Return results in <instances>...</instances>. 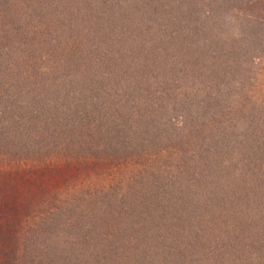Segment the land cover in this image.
<instances>
[{
  "label": "rangeland",
  "instance_id": "374dc122",
  "mask_svg": "<svg viewBox=\"0 0 264 264\" xmlns=\"http://www.w3.org/2000/svg\"><path fill=\"white\" fill-rule=\"evenodd\" d=\"M73 4L72 0H0V188L10 187L17 181L16 174L25 170L33 174L26 177L33 179L34 167L44 170L40 173L53 174L54 166L49 172L45 168L56 162V155L79 161L95 155L93 162L106 156L108 169L83 168L71 182L54 183L49 175L47 189L40 190L50 192L37 205L32 196L29 214L7 213L0 219V237H59L61 247L77 240L91 250L102 246L99 236L104 229L90 222L85 207L105 193L114 195L115 202H128L129 187L122 183L120 169L122 161L132 157L134 139L110 141L108 136L97 134L100 140L95 135L87 142L71 143L64 154H56L58 145L54 143L64 137L67 141V137L62 130L57 135L65 123L63 114L54 120L55 96L69 91L73 84L77 91L69 93L84 94L80 99L85 107H96L92 93L78 91V78L64 77L62 51L67 44L57 34L64 33ZM96 13L100 16L99 21L95 20L98 24H103L102 20L111 13V19L123 29L118 25L117 30L114 28L115 43L106 41L96 30L83 33L85 41L95 39L103 48L102 54L119 49L124 60L131 58L138 63L127 68L128 88L122 85L126 80L113 83V87H123L119 92L123 95L135 94L142 87L146 89L144 96L159 98L160 106L149 105L150 116L159 110L160 121L164 122L149 135L150 151L156 150V145L167 149L171 145L198 144V138L207 145L210 141L223 142L227 136L242 139L249 134L264 140V0H108L105 8H97ZM58 41L62 46L57 49L54 45ZM138 80L144 84H135ZM121 101L117 97L106 103H114L116 111H120ZM58 108L62 109L59 102ZM94 110L105 117L100 109ZM171 113L176 119L181 116L185 124L166 121ZM98 123L108 128L107 119L99 118ZM170 126H174L173 131ZM134 138H138L137 134ZM87 143L90 145L85 146ZM85 172L89 173L82 175ZM229 173L237 202H246L240 182ZM221 174L226 177L223 169ZM208 181L206 178L207 183L202 182L201 197L191 200L190 193L184 194L188 196L187 203L191 200L194 205V215L199 214L210 187V215L221 220L223 214L213 198L224 192L215 195ZM80 188L89 190L84 200L69 201ZM21 192L26 197L32 195L27 190ZM236 209L239 216L236 214L235 221L246 228L247 221H241L245 210L239 206ZM115 229L114 236L122 233L116 226ZM127 232L125 227L124 237ZM259 237H264V231Z\"/></svg>",
  "mask_w": 264,
  "mask_h": 264
},
{
  "label": "trees",
  "instance_id": "16d2710c",
  "mask_svg": "<svg viewBox=\"0 0 264 264\" xmlns=\"http://www.w3.org/2000/svg\"><path fill=\"white\" fill-rule=\"evenodd\" d=\"M80 1L72 0L74 4L65 31L57 34L67 44L61 50L66 64L64 77L78 78L81 83L78 91L92 93L94 109H100L105 117L98 116L92 105L85 107L80 99L84 94L69 93L77 91L73 84L69 91L55 96L54 120L63 114L65 123V128H60L57 135L62 130L67 137V141L64 137L63 141L54 143L58 145L56 154H64L71 143L78 145L75 143L87 142L95 135L100 140L97 134L108 136L110 141L134 139L132 157L127 156L120 169L122 183L129 187V199L128 202H115L114 195L105 193L92 199L95 200L92 204L87 203L85 208L90 222L104 229L99 236L101 247L89 250L90 247L71 239L66 242L67 247H61L59 237H0V264H264V237H259L264 231V140L251 138L249 134L242 139L227 136L223 142L215 144L210 141L207 145L201 144L198 138V144L171 145L167 149L156 145V150L150 151L151 148L147 147L149 135L157 132L155 127L164 122L160 121L159 110L150 116L152 106L149 105L157 103L160 106L159 98L144 96L146 89L142 87L135 94L124 95L119 93L123 87H113V83L116 85L117 81L126 80L122 85L126 84L124 89L128 88L127 68L129 64L137 66L138 63L131 58L124 60L119 49L102 54L103 48L95 39L85 41L82 34L96 30V34L105 37L106 41L115 43L112 40L117 36L114 28L117 30L118 24L111 19V13L102 20L103 24L97 22L100 16L96 10L105 8L108 0H82L84 4ZM60 46L59 41L54 45L57 49ZM139 83L143 82L138 80L135 84ZM117 97L123 100L120 111H116L114 103H106ZM58 102L62 109L58 108ZM99 118L107 119L108 128L100 126ZM165 120L176 125L185 124L181 116L176 119L173 113ZM136 134L137 139L134 138ZM56 156V162L48 163L45 168L49 172L54 166L53 174H49L54 183L74 181L83 168L88 171L108 169L109 160L103 155L95 162L92 161L95 155L83 157L82 161ZM221 169L226 177L222 176ZM43 171L34 167L35 177L28 179L33 174L25 170L16 174L17 181L10 187L3 185L0 188V219H4L7 213L29 214L27 208L32 196L35 195L34 205H37L36 202L50 192L41 191L47 189L45 184L49 176L46 172L40 173ZM227 171L231 172V177H237L243 195L248 199L246 202H237ZM206 178L212 190H216L215 195L224 192L213 198L214 205L223 214L221 220L213 213L210 215V187L205 194L204 210L194 215L191 200L204 194L201 189L202 182L207 183ZM21 189L32 195L26 197ZM86 191L89 190L80 188L69 201L84 200ZM184 193H190L189 197ZM187 197L191 199L189 204ZM238 206L245 210V218L241 221H247L246 228L244 223L235 221L236 214L239 216ZM115 226L122 233L114 236ZM125 227L128 229L126 237L123 235Z\"/></svg>",
  "mask_w": 264,
  "mask_h": 264
}]
</instances>
